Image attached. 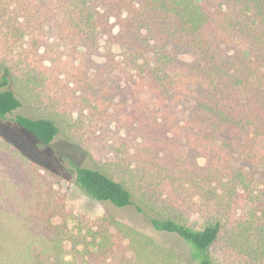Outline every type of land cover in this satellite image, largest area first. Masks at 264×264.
<instances>
[{"label": "trees", "instance_id": "trees-1", "mask_svg": "<svg viewBox=\"0 0 264 264\" xmlns=\"http://www.w3.org/2000/svg\"><path fill=\"white\" fill-rule=\"evenodd\" d=\"M103 34L123 48L120 59L101 50ZM23 101L41 116L12 119L45 145L60 132L57 103H85L127 131L122 180L71 162L91 198L150 219L154 233L112 216L114 226H89L92 240H127L130 256L116 264H264V150L257 194L237 167L264 136V0H0V119ZM147 175L163 178L157 189ZM66 228L0 226V264L111 263L107 241L68 251ZM170 235L180 251L165 244Z\"/></svg>", "mask_w": 264, "mask_h": 264}, {"label": "rangeland", "instance_id": "rangeland-1", "mask_svg": "<svg viewBox=\"0 0 264 264\" xmlns=\"http://www.w3.org/2000/svg\"><path fill=\"white\" fill-rule=\"evenodd\" d=\"M99 44L102 51L115 59L121 58L123 48L112 37L103 34ZM177 52L184 61L193 58L189 51ZM26 101L13 115L0 119V226L31 233L37 231L38 234L44 230V226H66L68 241L65 240L64 245L68 251H72L75 241L82 245L96 241L94 246L107 241V245L112 246L106 252L109 253L110 264L125 261L126 256H130L127 240L118 241L113 232L100 233L107 235L106 240L101 239L100 234L99 239L92 240L94 231L89 226H114L106 219L112 216L127 226L154 233L151 232L149 217L139 212L135 205L120 208L110 202L91 198L77 185L71 162L102 169L115 179L122 180L125 175L116 163V157L130 151L125 141L127 131L117 128L114 122H103L99 116L91 117L85 103H80L76 110L65 106V103L64 106L57 103L54 118L60 132L50 144L45 145L12 119L14 114L19 113L34 118L41 116L42 112ZM80 107L84 108V113L79 111ZM251 135L254 136V131ZM254 139L251 157L240 158L237 167L245 172L257 194V190L262 188L258 157L264 150V136ZM203 163L204 159L199 158L198 164ZM147 177L146 182L153 184V190L163 181L162 177ZM169 190L168 187L159 189L166 201L171 193ZM98 218L100 220L95 222ZM184 220L196 228L202 223V219L194 213H187ZM71 235L72 238H69ZM165 240V244L179 251L183 248L176 236L170 235ZM220 251L219 248L215 250L213 256L217 257Z\"/></svg>", "mask_w": 264, "mask_h": 264}]
</instances>
